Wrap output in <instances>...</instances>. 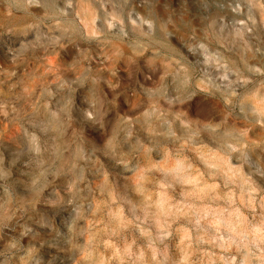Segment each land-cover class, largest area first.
Instances as JSON below:
<instances>
[{
    "label": "rangeland",
    "instance_id": "374dc122",
    "mask_svg": "<svg viewBox=\"0 0 264 264\" xmlns=\"http://www.w3.org/2000/svg\"><path fill=\"white\" fill-rule=\"evenodd\" d=\"M85 1L0 0V264H264V0Z\"/></svg>",
    "mask_w": 264,
    "mask_h": 264
},
{
    "label": "bare ground",
    "instance_id": "6f19581e",
    "mask_svg": "<svg viewBox=\"0 0 264 264\" xmlns=\"http://www.w3.org/2000/svg\"><path fill=\"white\" fill-rule=\"evenodd\" d=\"M23 1V0H22ZM115 2V1H114ZM247 2V1H246ZM18 3V1H17ZM117 3V2H116ZM97 4L95 1H85V3H80L79 9H78V16H79V21L82 25L88 27V28H94V26L99 23L97 16L95 14L96 9H97ZM225 4V3H224ZM249 6H251L249 4ZM255 6V5H254ZM24 8V7H23ZM111 8V7H110ZM254 8V7H253ZM113 11V10H112ZM220 12V11H219ZM251 12V11H250ZM257 12V11H256ZM45 13V12H44ZM70 13V12H69ZM46 14V13H45ZM71 14V13H70ZM234 14V13H233ZM105 16V15H104ZM261 16V15H260ZM69 18V17H68ZM64 20V19H63ZM72 23H79L76 20H72ZM114 24V23H113ZM112 24V25H113ZM77 28V27H76ZM29 35V34H28ZM61 35V34H60ZM22 36V35H21ZM9 37V36H8ZM25 37V36H24ZM10 38V37H9ZM31 38V37H30ZM249 44V43H248ZM252 71V70H251ZM264 94V93H263Z\"/></svg>",
    "mask_w": 264,
    "mask_h": 264
}]
</instances>
